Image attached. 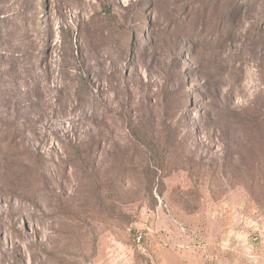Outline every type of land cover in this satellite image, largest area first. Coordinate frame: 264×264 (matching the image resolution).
Returning <instances> with one entry per match:
<instances>
[{
    "label": "rangeland",
    "instance_id": "obj_1",
    "mask_svg": "<svg viewBox=\"0 0 264 264\" xmlns=\"http://www.w3.org/2000/svg\"><path fill=\"white\" fill-rule=\"evenodd\" d=\"M0 264H264V0H0Z\"/></svg>",
    "mask_w": 264,
    "mask_h": 264
}]
</instances>
